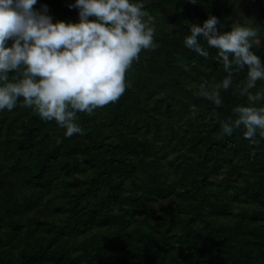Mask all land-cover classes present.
Returning a JSON list of instances; mask_svg holds the SVG:
<instances>
[{
	"label": "trees",
	"instance_id": "trees-1",
	"mask_svg": "<svg viewBox=\"0 0 264 264\" xmlns=\"http://www.w3.org/2000/svg\"><path fill=\"white\" fill-rule=\"evenodd\" d=\"M72 2L34 7L77 20ZM247 6L145 0L157 46L141 50L118 100L78 112L82 133L66 135L23 97L0 111V264H264V137L223 133L220 121L247 96L234 85L220 106L196 96L227 73L216 48L204 42V57L184 45L190 24L216 15L230 30L254 14ZM258 19L264 28V2ZM253 50L264 58V42ZM246 75L247 66L235 81Z\"/></svg>",
	"mask_w": 264,
	"mask_h": 264
},
{
	"label": "clouds",
	"instance_id": "clouds-1",
	"mask_svg": "<svg viewBox=\"0 0 264 264\" xmlns=\"http://www.w3.org/2000/svg\"><path fill=\"white\" fill-rule=\"evenodd\" d=\"M38 0H0V111L12 110L20 97L45 120H55L68 136L82 133L78 112L118 100L127 87L126 71L142 49L155 48L154 17L145 0H73L77 20L54 19L49 6ZM220 18L210 15L203 24H190L184 45L204 57L205 47L218 50L217 59L227 73L221 81L203 82L195 92L215 105L223 104L221 89L234 85L248 104H238L234 116L220 121L231 136L244 127L250 143L264 137V91L252 92L264 80V58L253 50L260 36L251 24L237 21L221 31ZM247 66V75L235 81L234 73ZM11 70L20 75L12 80ZM192 115L197 105H191Z\"/></svg>",
	"mask_w": 264,
	"mask_h": 264
},
{
	"label": "rangeland",
	"instance_id": "rangeland-1",
	"mask_svg": "<svg viewBox=\"0 0 264 264\" xmlns=\"http://www.w3.org/2000/svg\"><path fill=\"white\" fill-rule=\"evenodd\" d=\"M227 1H233L235 2L236 0H227ZM238 1V6H239V11H244L243 9H247V3L245 2V0H237ZM241 1H243L241 3ZM248 2V1H247ZM241 3V5H240ZM255 14V15H254ZM254 14H246V15H238L239 18V22H246L247 24H251L252 26H254L257 31L258 34L260 36V40H259V44H262L264 42V28H262V26L260 25V21H259V13H254ZM160 20L162 22L161 27L162 28H166V22H167V18L165 19L164 17H160Z\"/></svg>",
	"mask_w": 264,
	"mask_h": 264
},
{
	"label": "built area",
	"instance_id": "built-area-1",
	"mask_svg": "<svg viewBox=\"0 0 264 264\" xmlns=\"http://www.w3.org/2000/svg\"><path fill=\"white\" fill-rule=\"evenodd\" d=\"M264 0H249V4H250V9L254 12V13H259L262 4H263Z\"/></svg>",
	"mask_w": 264,
	"mask_h": 264
},
{
	"label": "crops",
	"instance_id": "crops-1",
	"mask_svg": "<svg viewBox=\"0 0 264 264\" xmlns=\"http://www.w3.org/2000/svg\"><path fill=\"white\" fill-rule=\"evenodd\" d=\"M248 0H245V2L248 4V2H247ZM230 3H232V4H234V5H236L237 6V9H239V6L237 5L238 4V1L236 0L235 2H233V1H229ZM243 1H241V3H242ZM241 3H240V5H241Z\"/></svg>",
	"mask_w": 264,
	"mask_h": 264
}]
</instances>
